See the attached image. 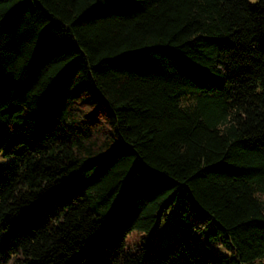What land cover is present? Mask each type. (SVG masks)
I'll list each match as a JSON object with an SVG mask.
<instances>
[{
  "label": "trees",
  "instance_id": "16d2710c",
  "mask_svg": "<svg viewBox=\"0 0 264 264\" xmlns=\"http://www.w3.org/2000/svg\"><path fill=\"white\" fill-rule=\"evenodd\" d=\"M0 153V264H256L264 0H0Z\"/></svg>",
  "mask_w": 264,
  "mask_h": 264
},
{
  "label": "rangeland",
  "instance_id": "374dc122",
  "mask_svg": "<svg viewBox=\"0 0 264 264\" xmlns=\"http://www.w3.org/2000/svg\"><path fill=\"white\" fill-rule=\"evenodd\" d=\"M259 0H249L252 5H256ZM12 158L3 156L0 153V167L9 164ZM172 214V213H171ZM174 217V214L171 215ZM170 221V220H169ZM169 221L163 220L158 231L154 233H148L144 231H134L126 239V248L135 251L139 246L149 243L150 236L152 237L153 245L155 248H165L169 246L178 236L179 231L175 227L171 226ZM196 244L202 248H210L218 257L227 256L232 257L234 255L233 250L225 248L220 243H208L203 235H198L194 238ZM2 263V260L0 261ZM256 264H264V258L257 260Z\"/></svg>",
  "mask_w": 264,
  "mask_h": 264
}]
</instances>
